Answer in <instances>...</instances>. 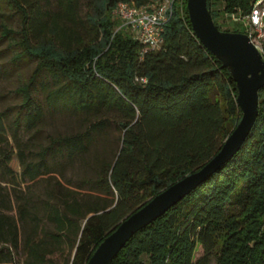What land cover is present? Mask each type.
<instances>
[{
	"label": "trees",
	"instance_id": "trees-1",
	"mask_svg": "<svg viewBox=\"0 0 264 264\" xmlns=\"http://www.w3.org/2000/svg\"><path fill=\"white\" fill-rule=\"evenodd\" d=\"M81 1L57 0L54 7L48 0H0L3 13L17 11L21 19L19 29L4 23L3 33L19 47L18 59L37 61L19 88L28 131L42 117L34 89L45 73L54 81L47 91L49 105L120 115L121 150L113 163L101 167L97 181L117 198L86 208L71 192L58 194L56 202H36L32 195L15 192L23 179L35 183L50 173L49 150L57 147L70 160L87 152L106 120L54 138L41 150L42 158L31 161L22 148L7 149L5 113L0 111V264L13 262L22 249L24 264H53L51 256L66 255L69 242L75 255L63 264H87L128 215L204 166L242 115L237 84L196 36L187 0L164 23L163 45L143 54V43L123 30L115 33L113 11L121 2L148 6L161 0ZM255 2L208 0L220 29L216 6L229 15H246ZM83 19L89 26L86 35L80 33ZM259 100L255 125L237 154L134 234L112 264H211L213 259L217 264H264V87ZM47 223L55 231L48 232ZM75 225L79 239L73 237ZM200 247L203 253L196 257Z\"/></svg>",
	"mask_w": 264,
	"mask_h": 264
},
{
	"label": "rangeland",
	"instance_id": "rangeland-1",
	"mask_svg": "<svg viewBox=\"0 0 264 264\" xmlns=\"http://www.w3.org/2000/svg\"><path fill=\"white\" fill-rule=\"evenodd\" d=\"M84 1L81 2L84 3ZM48 2L55 7L57 0H48ZM215 10L219 12L217 22L222 29L228 31L240 29L245 33L249 29L247 26L249 20L247 17H243L245 14L240 15L241 12H238L229 15L224 12L222 5L216 6ZM81 13V17L84 18V9ZM112 17L118 21L119 26V18L113 15ZM4 23L8 27L19 29L21 25L19 13L13 10H6L3 13L0 10V111L5 113L4 123L9 140L7 149L22 148L26 152L28 160L38 161L42 158L41 150L49 146L54 138L82 132L93 123L106 120L104 125L101 124L105 127L94 134V141L87 152L70 160L57 147L49 150L45 157L50 166V173L35 183H27L23 179L21 186H18L15 192H22V196L32 195L36 202L40 201L39 198H51L53 202H56L58 194L71 192L73 197L80 199L86 208L97 202L102 203L101 205L113 203L117 196L104 190L97 181L101 167L113 163L121 150L123 130L120 126V115L112 110L86 113L66 106L49 105L47 91L53 86L54 81L49 74L45 73L39 78L34 89L36 101L41 105L43 111L42 117L36 127L28 131L21 113L23 95L19 88L29 81L37 61L33 58L18 59L16 57L20 49L13 43L11 37L4 36ZM83 23L84 25L80 26V33L86 35L89 26L85 19H83ZM117 28L115 33L119 31ZM125 34L132 36L128 31H125ZM18 38V35L14 36V39ZM7 185L9 190L14 193L12 185L8 183ZM39 211L42 213V209ZM79 223L81 222H78L77 225ZM77 225L73 230L74 239H79L81 234ZM46 230L48 232L55 231L53 223H47ZM66 251L64 256L55 252L51 256L53 264L71 261L75 255V249L71 247L70 242L69 246H66ZM202 253L203 249L200 247L196 252V257ZM24 258L25 252L22 249L13 262L7 264H24ZM211 264H217L216 260L213 259Z\"/></svg>",
	"mask_w": 264,
	"mask_h": 264
},
{
	"label": "water",
	"instance_id": "water-1",
	"mask_svg": "<svg viewBox=\"0 0 264 264\" xmlns=\"http://www.w3.org/2000/svg\"><path fill=\"white\" fill-rule=\"evenodd\" d=\"M189 19L201 43L222 62L237 84V104L242 115L220 150L200 169L156 194L128 215L100 243L87 264H112L139 230L209 179L242 148L259 115V91L264 87V58L245 32L225 31L214 21L208 0H187Z\"/></svg>",
	"mask_w": 264,
	"mask_h": 264
},
{
	"label": "built area",
	"instance_id": "built-area-1",
	"mask_svg": "<svg viewBox=\"0 0 264 264\" xmlns=\"http://www.w3.org/2000/svg\"><path fill=\"white\" fill-rule=\"evenodd\" d=\"M183 4L184 0H161L148 6H136L131 2H121L113 11V16L120 20L117 30L130 32L133 38L144 44L145 47L141 52L143 54L163 45L164 23L174 8L179 7L183 10ZM241 13L240 15H243ZM243 17H247L249 20V23H246L249 27L246 33L264 58V0H256L251 11Z\"/></svg>",
	"mask_w": 264,
	"mask_h": 264
}]
</instances>
